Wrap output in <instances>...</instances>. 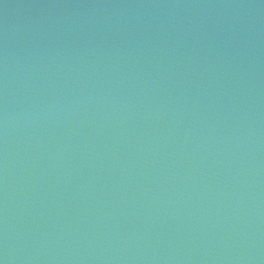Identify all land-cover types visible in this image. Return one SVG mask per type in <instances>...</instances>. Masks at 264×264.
<instances>
[{
    "label": "water",
    "instance_id": "95a60500",
    "mask_svg": "<svg viewBox=\"0 0 264 264\" xmlns=\"http://www.w3.org/2000/svg\"><path fill=\"white\" fill-rule=\"evenodd\" d=\"M0 264H264V0H0Z\"/></svg>",
    "mask_w": 264,
    "mask_h": 264
}]
</instances>
